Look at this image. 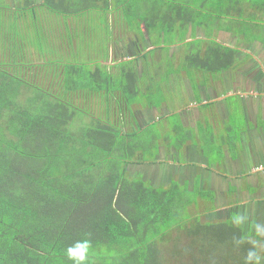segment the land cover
I'll return each mask as SVG.
<instances>
[{"label":"trees","instance_id":"obj_1","mask_svg":"<svg viewBox=\"0 0 264 264\" xmlns=\"http://www.w3.org/2000/svg\"><path fill=\"white\" fill-rule=\"evenodd\" d=\"M99 1L0 0V264H72L65 249L84 238L88 264H166L161 240L184 221L208 236L176 186L128 170L148 144L113 115L134 101L132 79L114 80L87 44L82 18ZM170 6L173 29L180 7ZM151 7L160 20L146 25L162 29L161 6Z\"/></svg>","mask_w":264,"mask_h":264},{"label":"crops","instance_id":"obj_2","mask_svg":"<svg viewBox=\"0 0 264 264\" xmlns=\"http://www.w3.org/2000/svg\"><path fill=\"white\" fill-rule=\"evenodd\" d=\"M102 1L84 14L96 21L94 31L82 21L87 44L114 80L132 79L128 94H142L113 113L122 132L141 129L148 144L128 170L158 171L156 186H176L186 214L209 228L191 236L184 221L164 236L166 264H246L250 251L264 264V0H180L173 29V2L138 0L151 25L160 20L151 6L164 16L162 29L145 23L144 34L131 33L117 0Z\"/></svg>","mask_w":264,"mask_h":264},{"label":"rangeland","instance_id":"obj_3","mask_svg":"<svg viewBox=\"0 0 264 264\" xmlns=\"http://www.w3.org/2000/svg\"><path fill=\"white\" fill-rule=\"evenodd\" d=\"M127 1H129L130 2V4H127V5H124V0H117V2H119L120 3V8H121V10H122V15H124V19L128 22L127 24H128V26H129V28L133 31V32H131V33H134V32H139L140 34H144V32H141L143 29L141 28L142 26H144V24L145 23H150V20H151V17H149V19H148V15H146V16H143L142 15V13L143 12H145V10H143V8H142V11L140 10V6L138 5V3H142L141 1H138V0H127ZM151 2L153 1H155V0H150ZM180 0H170V2L172 3V2H179ZM197 1H199V0H197ZM136 2V3H135ZM152 2V3H153ZM122 4V5H121ZM134 4H135V6H136V8H134ZM129 5V6H128ZM207 7L208 8H210L211 9V4H208L207 5ZM95 12V11H94ZM94 13L93 12H91L89 15H93ZM137 16H139V17H141V18H138ZM81 18V17H80ZM80 20V19H79ZM99 20V19H98ZM97 20V21H98ZM82 21H87V19H86V17H84V18H82ZM88 21H89V19H88ZM86 22V26L87 27H89V28H92L93 29V31H94V28L93 27H95V23H96V21H92V22ZM100 21H102V20H99V22ZM88 23H89V25H88ZM139 26V27H138ZM104 28H106V26H104L103 28H101V30L103 31L104 30ZM130 33V34H131ZM118 34V33H117ZM84 56H87V54H84ZM84 56H82V57H84ZM88 58V57H87ZM120 79H121V77H118V79H117V81H120ZM134 95V94H133ZM130 96H132V95H130V93L127 95V97H130ZM135 96V97H134ZM132 98L133 99H137V100H141V98H142V94H137V95H134ZM97 110V109H96ZM102 110H103V108L101 109V112H102ZM97 112L99 113V111L97 110ZM101 112H100V114H101ZM79 115L78 116H80L78 119H79V121L81 122L82 121V119L83 118H85L83 115H81L80 113H78ZM84 120V119H83ZM77 126H79V122L78 123H74V124H72L71 125V127H72V129L73 130H75L76 128H77ZM70 127V128H71ZM138 167V166H137ZM136 167V168H137ZM161 167H163L162 165H161ZM132 172H135V170H134V167H130L129 168ZM141 172V171H140ZM132 178H134V179H140V177L139 176H135V175H133V177ZM146 181H148V179L146 180ZM152 186H154V184H151Z\"/></svg>","mask_w":264,"mask_h":264},{"label":"clouds","instance_id":"obj_4","mask_svg":"<svg viewBox=\"0 0 264 264\" xmlns=\"http://www.w3.org/2000/svg\"><path fill=\"white\" fill-rule=\"evenodd\" d=\"M90 249L89 239H79L66 247L65 256L72 264H88ZM246 264H259V257L250 251L246 257Z\"/></svg>","mask_w":264,"mask_h":264},{"label":"flooded vegetation","instance_id":"obj_5","mask_svg":"<svg viewBox=\"0 0 264 264\" xmlns=\"http://www.w3.org/2000/svg\"><path fill=\"white\" fill-rule=\"evenodd\" d=\"M129 46V45H128ZM128 49H129V47H127ZM153 162V161H152ZM128 168H129V166H128ZM141 171V170H140ZM131 174V173H130ZM132 175H134V174H132ZM141 176H142V179L144 180L145 179V176L147 177V179H148V181H146V182H148L149 184H154V186H156L158 183L156 182V179L157 180H164L163 178H161L160 179V177L158 178V176H159V173H158V171L157 172H154V170H152L151 172H143V174H141Z\"/></svg>","mask_w":264,"mask_h":264}]
</instances>
